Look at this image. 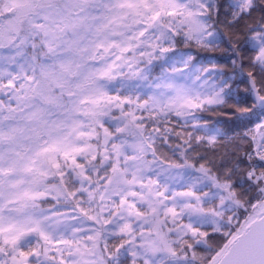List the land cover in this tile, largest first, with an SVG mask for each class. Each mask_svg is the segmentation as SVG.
I'll return each instance as SVG.
<instances>
[{"label":"snow or ice","instance_id":"6c2138e0","mask_svg":"<svg viewBox=\"0 0 264 264\" xmlns=\"http://www.w3.org/2000/svg\"><path fill=\"white\" fill-rule=\"evenodd\" d=\"M0 264H264V0H0Z\"/></svg>","mask_w":264,"mask_h":264}]
</instances>
